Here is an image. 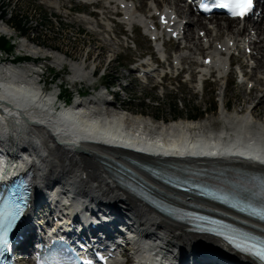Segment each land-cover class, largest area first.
<instances>
[{"label": "bare ground", "instance_id": "6f19581e", "mask_svg": "<svg viewBox=\"0 0 264 264\" xmlns=\"http://www.w3.org/2000/svg\"><path fill=\"white\" fill-rule=\"evenodd\" d=\"M143 1L144 0H142V2ZM149 1L153 3L156 2V0ZM41 5H46L48 8L57 12H62L64 9L60 0H41ZM162 7L163 6H161V8ZM103 10V15L100 16L97 21L77 15L75 22L87 25L88 30L85 27L87 32L103 36L99 41L102 42V47L108 51L106 60L111 63L118 56L117 47L119 46V42L114 40L112 29L111 27L109 28V23L104 18V16L109 13L107 5L103 6ZM63 13L69 15L68 10ZM177 13L182 19L186 20L185 40L187 44H189L181 46L175 53V58L173 60L179 63L177 70L186 64L189 65L190 69L191 66L201 61V65L197 67V70L198 74L203 75L205 73L204 70H207V68H204L202 64L206 58L211 57L213 60V68L224 71L226 68L224 65V58L211 46H209L208 53L202 48V44H204L203 40L206 38H212L213 41V37L211 36L213 32H216L218 38L223 40L224 46H227V40H238V43H241L238 38L248 33L249 27H251L252 30L256 28L259 31L258 37L261 38L264 44V24L262 23L257 24L250 22L248 27L241 33L236 26L235 31L232 29V25L237 24V21L222 19L223 22H219L218 19H214L202 24L200 18L191 17L190 9L185 8L179 10ZM128 16L130 15L128 14ZM131 21L133 22L132 18ZM103 24H106L108 27L98 31L99 25L103 26ZM229 25L230 27L227 28ZM199 26L206 28V30L200 28V30L193 32L190 37L188 31L190 27L199 29ZM210 26L211 29L209 30ZM4 30L5 29L0 26L1 33L4 32ZM200 31L205 32L206 35L204 38H195V36L198 37ZM31 44L32 43L26 44L24 49L28 52H35L36 50L32 48ZM253 44L255 47L256 44ZM262 49L263 46L257 47V51H261ZM255 50L256 49H254V51ZM90 51L91 50H89V52ZM41 53H43L44 56V53L49 52L41 50ZM158 53H161V50H158ZM201 54H204V57L199 58L198 56ZM103 55L104 52H101L95 56L92 63L94 65L93 67H96L95 63L98 59L104 58ZM51 59L62 66L65 63L66 56L57 53V55H51ZM151 67L147 66V72L144 71L143 75L146 78V75L149 74L148 72H152L154 76L151 79H159L162 74L150 71ZM262 67H264V64L258 62L257 70H259L261 76H254L257 78L254 80L255 84L250 92V96L255 94L257 90L256 85H264V68ZM70 69L75 74L72 77L74 81L87 82L91 78L92 70L90 72L83 71L82 66L78 64V62L72 61ZM33 80H35V78L31 70L26 72L23 71L19 74L6 71L5 68L0 71V148H6L8 157H10V159H15L14 163L8 164V169L13 174L22 170H27L28 168L34 169L36 179L38 180L36 187L43 190L54 186L58 190L60 189L71 196L69 207L75 214L79 212L81 207H86V202H88L89 204L108 205L132 217L130 219L133 223H136L134 226L138 229L137 233L133 235L136 241L132 244L133 246H130L127 250L130 254L131 251L133 253L132 264H147L149 261H151V264H155L153 259L154 256H158L161 253L164 254L162 261L166 263L169 258L176 253H183L189 256L191 252H193L191 251L193 247L198 248V250L195 251L196 254L202 251L220 259H228V252L220 246L218 241L186 233L185 229L180 224L159 215L140 201L122 192L119 188L114 186L112 180H114L116 176H120L121 172L126 170V180H128L127 178L129 176L133 177L140 183H143L153 195L162 200L185 206L194 205L205 211H214V208H210L206 206V204H197L195 203L196 201L187 196L175 194L171 190L158 186L156 183L149 180L145 174L139 170L137 165L130 163L125 154L114 148L113 150H109L97 145L92 146V144L80 143L79 141H83L84 139L90 140L97 136V132L89 131L85 123L90 122L91 119L92 122L93 120L96 121L98 117L85 118L84 111H79L76 108L79 112L78 116L81 117L84 122L75 119L72 121L69 120L68 118L71 117V113L68 111L69 109L61 105L60 110H54V108L51 107L54 94L41 92L37 87V81ZM250 81H252V76L244 83L245 86ZM254 81L250 83H254ZM104 94L102 90L99 96H95L96 98H92V100L87 103H78L88 107L109 106L115 108L116 105L113 106L109 101L104 100ZM32 96H37L38 98L35 100ZM222 97H225L224 93H222ZM263 98L264 94L254 100H257L256 104H258ZM221 103L224 109L229 108V103L224 101V99ZM256 104L253 103L254 106L249 114L245 113L248 109L247 106H242L245 109L241 108L240 113L229 118H225L222 113H219L221 121L222 119H227L229 131L231 132H229V135L231 134L233 138L224 142L220 141L218 152L222 154H229L234 151L257 152L262 155L261 157H264V133H261L256 126H248L250 118L252 120L255 118ZM251 106L252 105H249V107ZM8 110H10V112H8ZM120 110L123 112V115L113 110V112L108 114V117H101L103 119L99 120V124L101 126L107 123L109 124L110 117L115 133H118V131L124 127L126 135H131V137L123 135H117V137L119 140H121L119 136L124 137L123 139L129 144L130 148L135 151L145 150L146 152H157L160 150L159 145L154 143L152 139H150L149 144H146L139 138L140 135L146 133L145 131L142 132L140 129L146 130L154 138L161 139L164 143L167 142L168 145L176 146L179 150L181 149L185 152H195L198 149L203 150L209 148V146H197L198 149L189 147L191 143L196 141L197 134L200 133L196 132L194 136L195 131L191 132L194 130L195 126H197L195 123L178 124V122H175L174 124L170 123L171 125H167L169 123L163 120L157 121L156 128L151 126L150 129L147 130L150 125L144 124V121H153L151 117L144 116L143 114H133L131 111L122 107ZM11 116L21 117L22 121L16 120ZM257 121L258 124L264 125L262 120ZM80 122L81 124H78ZM230 125L232 130H230ZM246 133L250 135L249 140L245 137V135H247ZM102 139L101 137H97L95 141L102 142ZM235 140L236 142H234ZM117 165H120L122 168L119 169ZM82 171L87 172L86 178L89 177L87 182L81 179ZM76 193L77 195L80 194L85 196V203L77 200L75 196ZM65 210L67 212L68 209ZM143 238L146 239V241H141ZM241 262L246 264L244 260Z\"/></svg>", "mask_w": 264, "mask_h": 264}, {"label": "rangeland", "instance_id": "374dc122", "mask_svg": "<svg viewBox=\"0 0 264 264\" xmlns=\"http://www.w3.org/2000/svg\"><path fill=\"white\" fill-rule=\"evenodd\" d=\"M1 1H2L1 8H3V10H6L11 15V17L13 18L12 24L14 25V27L17 24L16 20L21 19L22 20L21 24L26 29L28 27H34L35 22L38 24H42L44 27L54 29V32L52 34L53 40L46 39L39 35L40 38H44L41 39L40 42L46 43L48 41L49 46L55 49L57 52L73 55L74 58L77 59V61L74 62L81 61V59L85 56L86 59L85 64L91 67V61L94 60L95 56L99 54L98 52L100 51V49L103 48L102 42L99 41L100 39L103 38V36H98L96 34L90 35L89 32H87L88 30L87 25L75 22V19H77L76 18L77 15L76 17L72 15V17H70L69 19L58 17L60 24L58 23L57 24L58 26H56V23L54 24L53 22L51 23L48 22V16L52 17L53 15L55 17L56 13H54V11L46 7H40L36 0H21L18 3L17 0H1ZM65 1L67 0H62L63 3H65ZM133 1L136 4H138L139 2V0H133ZM144 1L142 3H144ZM79 9L80 8L76 7L75 11L80 13L84 12L83 10L79 11ZM32 16H37L35 21H32ZM14 18L16 20H14ZM72 18L74 21L72 20ZM218 21L220 22L219 19ZM85 27L87 29L86 31L84 29ZM200 28L202 27H199V29ZM193 30L195 32V28ZM193 30L191 29V27L190 30H188L190 37L193 33ZM133 37L135 38V41L133 45L130 44L131 49H125L127 51L126 52L123 47L120 48V50L118 51L117 59L113 60L111 63L107 62L106 60L108 51L107 50L104 51L103 49L101 50V52H104L103 55L104 58L98 59L95 63L96 67L98 63L101 64L98 67L99 75H102V73H105L107 75L106 78L103 80V82H101V84H103L104 82L117 83V79L121 77L128 78L129 74L128 71L126 70V67L129 64V61H131L130 55L136 57L140 53L147 54L151 52L148 43L141 35H139L138 37L133 35ZM122 40L121 41L124 42V38ZM98 41L99 44H96ZM96 45L99 48V50L96 49L97 48ZM91 47H92L91 51L93 52L89 55H85L86 52L88 53L91 52L88 51ZM128 52L129 55H127ZM262 52H264V49ZM95 53L97 54L95 55ZM187 66H188L187 70L191 72L192 70L191 68L189 69L188 64ZM129 80H132V78H129ZM122 84L125 83L122 82ZM222 85L223 84L219 86H209L206 89L205 95H203L202 97L200 95L194 96L193 94L194 91L190 89V86L182 85L176 91H168L162 99H159V96L161 95L160 89H157L155 91L151 86L140 87L138 83H134V86L133 85L129 86L127 92L119 97V100L123 101L124 99H126L127 101H129V104L126 105V109L131 111L133 114H138V115L143 114L144 116L151 117L152 120H155V118L172 120L171 117L175 110L174 107L176 108L177 112L181 114L180 119H184L185 117H192L195 116L197 112L202 109L203 110L204 109L207 110L209 108L212 109L215 103L216 104L215 112L213 114H209V113L207 114V118L215 122L219 118V114L217 118V113H218V102L220 101L219 96L220 94H222L221 93ZM237 85H238L237 83L233 82L231 86H228L226 91L224 92L225 97L223 98L224 101L229 103V107L238 108L236 110V114L240 113L241 108H244L245 106H249L250 104L253 105V103L256 104L257 100L254 99L257 97H261L264 94V85L263 86L256 85L257 90L255 94L252 96H250V94L246 95L244 93V89H245L244 85L242 87H239ZM182 97L185 99L181 100ZM115 105L117 106V104ZM180 105H184L185 108L183 110L180 109L179 108ZM255 107H256L255 118H254L255 122L258 123L257 120H262L264 122V98L260 100V102L256 104ZM159 121H163V120H159Z\"/></svg>", "mask_w": 264, "mask_h": 264}, {"label": "snow or ice", "instance_id": "6c2138e0", "mask_svg": "<svg viewBox=\"0 0 264 264\" xmlns=\"http://www.w3.org/2000/svg\"><path fill=\"white\" fill-rule=\"evenodd\" d=\"M252 6L253 0H216L213 5V7L227 10L232 17L236 18L246 17ZM203 9L205 12L211 11L207 4L203 6ZM163 22L167 23L166 20H163ZM169 31L171 30L169 29ZM27 206V190L23 194L12 192L7 198L0 201V255H3L7 250L8 235L15 227L17 220L23 215ZM225 239L240 252L253 255L264 262V241L252 242V240L248 239L241 241V238L235 236L225 237Z\"/></svg>", "mask_w": 264, "mask_h": 264}, {"label": "trees", "instance_id": "16d2710c", "mask_svg": "<svg viewBox=\"0 0 264 264\" xmlns=\"http://www.w3.org/2000/svg\"><path fill=\"white\" fill-rule=\"evenodd\" d=\"M3 46H5L4 42L0 41V47H3Z\"/></svg>", "mask_w": 264, "mask_h": 264}]
</instances>
